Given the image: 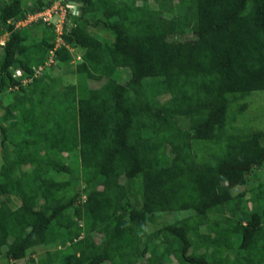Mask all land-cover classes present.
<instances>
[{
    "label": "trees",
    "instance_id": "1",
    "mask_svg": "<svg viewBox=\"0 0 264 264\" xmlns=\"http://www.w3.org/2000/svg\"><path fill=\"white\" fill-rule=\"evenodd\" d=\"M67 1L0 0V264H264V0Z\"/></svg>",
    "mask_w": 264,
    "mask_h": 264
},
{
    "label": "rangeland",
    "instance_id": "2",
    "mask_svg": "<svg viewBox=\"0 0 264 264\" xmlns=\"http://www.w3.org/2000/svg\"><path fill=\"white\" fill-rule=\"evenodd\" d=\"M30 18L32 16H29ZM29 21V20H28ZM39 35V33H38ZM7 38V34H3L0 36V42L6 40ZM62 43V40L60 42V44ZM74 65L79 64V59L78 60H74ZM53 63H56V61H54ZM59 66H52L50 68H52V72L58 75H61L63 77V79L65 80L66 78H68L69 80H71L70 76H68V71L69 68L67 67V65H63V64H58ZM8 98V95L4 96V99ZM248 101V107L244 110L242 117H239L234 124L236 125H244L246 127H253V128H258V129H262L264 130V96L263 95H254L252 97H250V101L248 99H246ZM5 101V100H4ZM0 112H2V110H0ZM260 176V174H259ZM252 179L255 180V178L252 176ZM247 187V186H246ZM243 186H239L237 187V190L240 191L241 189H243ZM186 215L185 211H173L170 213H162V214H158L154 217V224L155 225H160L162 224V222H170L173 220H176L182 216ZM37 253H42L43 250L37 248L36 250ZM31 256V255H28ZM37 256L36 253L32 254V257ZM19 264L21 263H26L27 262V257L24 259H20L17 261ZM30 264H34V262H31Z\"/></svg>",
    "mask_w": 264,
    "mask_h": 264
},
{
    "label": "clouds",
    "instance_id": "3",
    "mask_svg": "<svg viewBox=\"0 0 264 264\" xmlns=\"http://www.w3.org/2000/svg\"><path fill=\"white\" fill-rule=\"evenodd\" d=\"M78 3L74 2V0H69L67 2H65V6L66 7H70L72 8L73 10H76L78 8ZM57 6H58V3H57ZM61 12L59 14V18H57L56 16V12H58V10H55V7L53 8H48L46 10H44L43 12H40V13H36L35 15L37 16H41L43 18L44 21H47V22H54V25H55V33H56V36H55V41H54V46L51 50H49L48 52V57L44 60V63L43 64H39L38 67H37V73L44 68V66L48 67L49 65H51L53 63V50L55 48H57L62 40V38L60 37V35L62 34V25H61V22H62V17L64 15V9L60 8ZM54 13V15L56 16V21H53L51 20V17H52V14ZM31 16V15H30ZM33 17V16H32ZM32 17H28L26 20H31ZM57 26H60V32H57L56 30V27ZM58 38L60 39L58 41ZM5 41V40H4ZM4 41L0 42V44H3ZM68 49L70 50V52H73V59H72V62H74V60H78L80 61V56L79 54H75L74 50H73V47L70 46V48L68 47ZM49 68V67H48ZM13 76L14 77H21V81L23 82H27L29 79H27V77H23L22 75V71L20 69H15L13 71Z\"/></svg>",
    "mask_w": 264,
    "mask_h": 264
},
{
    "label": "built area",
    "instance_id": "4",
    "mask_svg": "<svg viewBox=\"0 0 264 264\" xmlns=\"http://www.w3.org/2000/svg\"><path fill=\"white\" fill-rule=\"evenodd\" d=\"M56 30H57V32H60V26H57L56 27ZM60 39L58 38V41H59Z\"/></svg>",
    "mask_w": 264,
    "mask_h": 264
}]
</instances>
